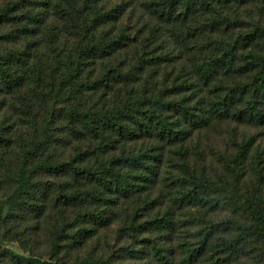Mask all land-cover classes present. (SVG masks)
<instances>
[{"label":"trees","instance_id":"obj_1","mask_svg":"<svg viewBox=\"0 0 264 264\" xmlns=\"http://www.w3.org/2000/svg\"><path fill=\"white\" fill-rule=\"evenodd\" d=\"M52 1V19L35 11ZM50 2L0 8V242L30 254L5 249L0 264H114L109 244L96 257L79 252L125 201L132 207L118 231L130 241L119 255L138 261L130 264H264L258 161L253 192L241 182L248 145L223 160V181L185 156L206 128L264 126V19L247 26L238 13L262 0H145L183 46L178 65L136 48L117 0ZM164 147L180 161L168 179ZM166 182L180 191L161 209L152 191ZM217 211L227 216L212 218Z\"/></svg>","mask_w":264,"mask_h":264},{"label":"rangeland","instance_id":"obj_2","mask_svg":"<svg viewBox=\"0 0 264 264\" xmlns=\"http://www.w3.org/2000/svg\"><path fill=\"white\" fill-rule=\"evenodd\" d=\"M9 1L11 0H0V8L6 5ZM33 1H36V3H48L51 0ZM144 1L145 0H117L118 4H121L120 8H122V10H126L123 20V25L127 30L126 36H129L131 41H134L133 44L136 46V48H140L142 44L145 45L143 48L148 55L149 53L155 54L156 52H163L168 54L169 57H173V59L175 57L174 64L171 62L172 65L183 63L185 58V51L182 50L183 46H180V43L176 42V40L171 36L172 33H169V30L166 27L164 28V26H158L157 21L149 15L142 4ZM33 5L35 4H32L31 8ZM39 5L40 4L37 6L39 7ZM35 11H44L43 13L50 14L49 19H52L51 17L55 11L53 8V1L50 2L49 8L39 7V9L35 8ZM238 13L247 26L250 25L252 21L264 19V0H262L260 4H249L240 7ZM0 31H3V27L0 29ZM233 36L234 34L231 33L228 39L234 38ZM178 39L180 40V37H178ZM4 49V45L0 44V53ZM175 76L176 74L174 77ZM145 77L146 76L144 75L139 76L138 82H136L135 85L138 83H143V79ZM155 77L156 76H153V80ZM199 93L202 94V92ZM245 143L248 145V154L246 156L245 174L243 175L241 182L243 181L246 185V187L243 189H248V192L252 193L254 185L253 183L256 184L257 181V177L254 172L258 167V163L256 161L260 163L259 168L263 169L260 179L264 181V126H249L236 122H226L218 124L214 127L206 128L200 132H196L191 139L187 140V143L185 144V156L189 165L203 169L213 180H228L229 177L225 173L221 164L223 160L232 158V156L237 151V147ZM65 151L67 153L69 149H66ZM162 152L163 165L162 171H160V177L168 179L169 176L173 177L174 173V175L177 174V169L174 165H177L175 161L178 163H180V161L176 155L171 153L169 148L164 147ZM170 159L174 161H169ZM175 187L176 186L169 185L168 182H166V184H158L153 189L152 198H159V204L157 205H160L159 207L161 209L169 207L172 203V199H174L179 193L180 190H176ZM262 188L264 193V184ZM120 205H117L115 208L116 214L114 215V221L109 223L106 227L99 229L96 235L83 245L81 251L79 252L80 256L92 255L96 257L101 255L100 253H105L108 250V248H106V244H109V246L113 248L114 257L111 258L114 261V264H130L133 262H138L128 260L127 258L119 255L123 247L129 244L128 242L130 240L125 234L118 231V227L123 222V219H125L126 213L131 209L132 204L131 202L125 201L123 203L124 207H120ZM190 210L192 212L194 211V209ZM154 211L155 207L151 210H141L140 217L147 219L149 215L154 214ZM188 211L189 208L179 212L176 211L177 214L175 217L184 215ZM226 216V211H217V213L212 215V218L221 220ZM25 225L26 224H24L22 228H24ZM180 233L186 235L183 229L180 230ZM37 235L39 234H36V236L32 237L33 242H31V244L32 246L36 244L34 249L38 254H41L45 251V243L41 241V243L38 244L39 237H37ZM186 236L190 237V234L187 233ZM26 247H29V245H26ZM5 249L15 255H20L23 257L30 256L29 252L22 248V246L17 242L4 243L1 241L0 253ZM37 253L34 252L36 255ZM42 260H47V256H43Z\"/></svg>","mask_w":264,"mask_h":264}]
</instances>
